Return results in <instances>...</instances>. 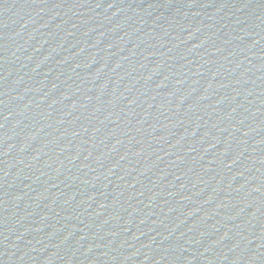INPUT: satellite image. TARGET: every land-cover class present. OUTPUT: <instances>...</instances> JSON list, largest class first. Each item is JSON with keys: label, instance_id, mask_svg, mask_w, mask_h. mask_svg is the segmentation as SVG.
<instances>
[{"label": "water", "instance_id": "obj_1", "mask_svg": "<svg viewBox=\"0 0 264 264\" xmlns=\"http://www.w3.org/2000/svg\"><path fill=\"white\" fill-rule=\"evenodd\" d=\"M0 264H264V0H0Z\"/></svg>", "mask_w": 264, "mask_h": 264}]
</instances>
